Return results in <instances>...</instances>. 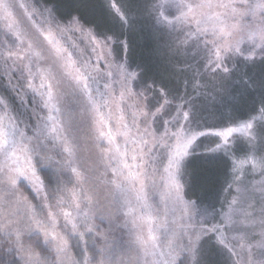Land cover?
<instances>
[{"label":"snow or ice","instance_id":"obj_1","mask_svg":"<svg viewBox=\"0 0 264 264\" xmlns=\"http://www.w3.org/2000/svg\"><path fill=\"white\" fill-rule=\"evenodd\" d=\"M0 264H264V0H0Z\"/></svg>","mask_w":264,"mask_h":264},{"label":"trees","instance_id":"obj_2","mask_svg":"<svg viewBox=\"0 0 264 264\" xmlns=\"http://www.w3.org/2000/svg\"><path fill=\"white\" fill-rule=\"evenodd\" d=\"M134 56L136 59H146L149 57V52L147 51V49L141 45L140 43H136L134 42ZM203 172L200 175H203L205 179L208 178L209 176V171H210V166H206L203 168Z\"/></svg>","mask_w":264,"mask_h":264},{"label":"rangeland","instance_id":"obj_3","mask_svg":"<svg viewBox=\"0 0 264 264\" xmlns=\"http://www.w3.org/2000/svg\"><path fill=\"white\" fill-rule=\"evenodd\" d=\"M134 42L140 43L141 45H143L147 49V47L145 45V41L143 39L137 38ZM147 51H148V49H147ZM206 166H209V165L204 163L203 161H196V162H194V164L192 166L196 172V175L199 178V180H198L199 183H204L206 180L203 175H200L204 171L203 168Z\"/></svg>","mask_w":264,"mask_h":264}]
</instances>
